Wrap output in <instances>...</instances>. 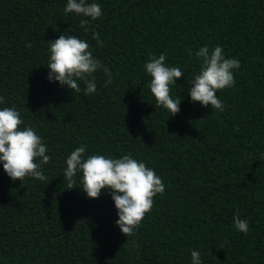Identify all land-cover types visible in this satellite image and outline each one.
<instances>
[{
  "label": "trees",
  "instance_id": "1",
  "mask_svg": "<svg viewBox=\"0 0 264 264\" xmlns=\"http://www.w3.org/2000/svg\"><path fill=\"white\" fill-rule=\"evenodd\" d=\"M87 2L101 6L100 18L65 15L67 0H0V110L15 106L51 158L45 181H12L0 164V264H191L193 250L202 264H264V0ZM65 33L90 45L110 85L103 71L91 95L83 82L76 93L49 81L48 42ZM203 46L241 64L235 85L217 92L223 112L188 92ZM161 54L184 73L171 86L175 116L156 108L148 87L144 65ZM81 145L85 158L131 155L162 179L165 192L129 238L107 190L93 200L82 174L73 189L64 182Z\"/></svg>",
  "mask_w": 264,
  "mask_h": 264
},
{
  "label": "clouds",
  "instance_id": "2",
  "mask_svg": "<svg viewBox=\"0 0 264 264\" xmlns=\"http://www.w3.org/2000/svg\"><path fill=\"white\" fill-rule=\"evenodd\" d=\"M65 15L74 13L78 16L91 18L95 21L102 16L98 3L89 4L87 0H67L63 9ZM90 20L82 19L80 28L89 31ZM70 33V31H68ZM93 39L99 40V34L93 31ZM49 81L59 82L61 87L70 91L81 92L79 82L86 86L84 95L97 91L94 74L103 71L108 77L105 87L110 85L112 72L95 58L89 50L90 45L77 36L65 33L55 41H49ZM31 44L26 47L31 48ZM192 55V51H188ZM201 61L199 73L190 81L188 90L191 101L203 107L211 106L213 110L223 112L225 105L218 98L217 92L235 85L234 70L241 67L240 61L226 58L220 46L210 49L203 46L195 52ZM166 56H151L144 68L151 77L148 87L155 98V106L168 110L171 116L180 112L181 100L170 96L171 86L183 78L184 73L179 67H168ZM4 103L0 97V104ZM20 112L15 106L0 110V164L12 181H21L25 177H33L40 181L47 180L42 165L50 161L47 147L31 126H25ZM238 131V129H236ZM86 147L81 145L68 156L64 171V182L68 188H75L78 174L81 175L82 191L89 199H98L102 191L107 190L114 201L119 219L116 225L128 238L135 234L146 214L150 213L154 198L165 192V185L156 172L139 162L131 155L113 159L104 155H91L85 158ZM235 228L247 235L249 222L241 219L239 213L233 218ZM191 264H202L200 253L191 252Z\"/></svg>",
  "mask_w": 264,
  "mask_h": 264
}]
</instances>
